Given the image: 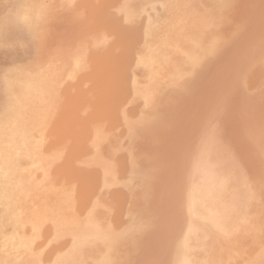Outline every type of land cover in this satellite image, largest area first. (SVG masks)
Returning <instances> with one entry per match:
<instances>
[{
	"label": "rangeland",
	"instance_id": "374dc122",
	"mask_svg": "<svg viewBox=\"0 0 264 264\" xmlns=\"http://www.w3.org/2000/svg\"><path fill=\"white\" fill-rule=\"evenodd\" d=\"M16 1L17 0H2V1L0 0V19L8 18L10 16L11 11L13 9V4ZM31 1L35 2V0H31ZM36 1H38V0H36ZM58 1L60 3H58ZM72 1L67 2V4H66L62 0H44L45 6L47 9H46L45 15L43 16L42 20L39 22L40 24H39L38 29L28 30V31H26L25 29H23V30H21V29H11V30L7 29V32H6V35L4 38L5 42L3 44H0V75H1V72L4 70V68L7 67V65L9 64L10 61L24 63L25 60L23 58H25V56L31 57L32 59L36 60L37 62H41L42 60H44L45 49L47 47L59 46V44H61L62 40L64 41V39H65V38H63L64 36H69V35L74 34L71 31H89V30L92 31V30L96 29L97 27L98 28L101 27V25L98 26V22L102 18H103V20L106 19V22H109V21H107L108 19L113 20L112 17L117 18L114 7L118 3L119 0H97V2H96V0H92L94 2H92L91 0H89V1L88 0H82V1L80 0L81 2L78 0H76V1L72 0ZM229 1H231V2H229ZM229 1L228 0H217V1L216 0L215 1L214 0H206V1H204V0H176L175 3H176L177 8H179L180 6L191 7L195 11L194 14L197 15L198 19H200V23H198L199 24L198 28L195 31H193L192 35H190V38L193 41L192 44L185 43L181 40L176 42L177 53L174 54V68H173V70H171L172 71L171 76L169 77L168 80H166L167 79L166 78L163 80V82L161 84H159V86L157 87V93H156L153 101H151L150 104L144 105V103L140 102V100L131 101L130 100L131 99L130 91H129V89L127 90V94H126L127 113L130 115L129 120L131 121V126H132V129L134 132V146H133L134 148L131 151H128L130 154V156L128 158H131L132 160L127 158L128 160L125 163V161H123L124 159H122V157H119V159L121 158L122 160L121 161L119 160V167L116 169V174H115L117 177L116 176L115 177H116L118 182H120L123 178L124 179L120 183L117 182L118 184L115 182L113 185H110V187L108 186V187L103 188L102 191L104 193L103 192L102 193H103L104 197L102 200V204L104 205L103 206L104 208L101 205L99 207L101 212L98 213L99 216L97 215V218H98L97 219V221H98L97 222V225H98L97 228H100V230H101V229H104L106 226L109 227L111 225L110 226L111 228L110 227L109 228L112 229V231L115 233L114 234V244L110 248L106 249L104 245L100 244L101 242L99 240H95L94 241L95 244L91 246L92 250L90 253L92 254V258H91V261L89 264H116V262L118 263L119 261H120L119 264H128L127 262L129 260H130L129 264H181L182 258L180 255V250L184 246V245L182 246V244H183L182 242L184 241V238H183L184 233L188 229L190 224L193 227V231H194L193 238L191 239V241H189L190 243H189V246L187 247V249H190L191 254H192L190 264H197V263L198 264H222V263L223 264H232L234 261L236 263L234 262L233 264H237V263L238 264H240V263L241 264H246V263L247 264H250V263L258 264V261H260L259 264H264L263 263L264 262V239H263V237H264V233H263L264 232V189H262V186H264L263 185L264 184V177H263L264 168H262V167H264V161H263L264 159H262V158H264V152H262L264 150V147H263L264 146V99H263L264 98V92H263V90H264V65H263L264 64L263 63L264 62V60H263L264 59V56H263L264 55V52H263L264 51V49H263L264 43H262L263 45H261V41L264 42V40H262V39H264V30H263V28H264V22H263L264 21V19H263L264 18V6H263L264 0H260V2H258L259 0L258 1L255 0L257 3L253 0L254 4H253L252 0H249L250 2L248 0H236V1L229 0ZM261 1H263V2H261ZM88 2H89V4H88ZM77 3H79V4H77ZM103 3L106 5L104 6ZM212 3H213V5H212ZM91 5H92V7H91ZM233 6H235V9H232V8H234ZM237 6H239V7H237ZM73 7L75 10L73 9ZM94 7L97 9L96 11H98V12L94 13L95 12ZM209 7H211L212 9L211 10L208 9ZM213 8H214V10H213ZM239 8H241V9H239ZM255 8H256V10H254ZM259 8H260V10H259ZM212 10H213V12H212ZM215 10L217 12H215ZM234 10H237V12H235ZM241 10H242V12H241ZM86 11H87V13H86ZM102 12H103V14H101ZM206 12H207V14H206ZM208 13L210 16L208 15ZM110 14H111V16H110ZM106 15H108V16H106ZM239 17L241 18V21H243L242 24H241ZM255 17H256V19H255ZM55 18H57V19H55ZM243 19H245V21ZM229 20H231V21H229ZM238 21H240L239 24L237 23ZM261 21H262L261 26L260 25L258 26V24ZM211 22H212V24H211ZM103 24L104 23H102V25ZM234 24H236V25H234ZM82 25H84V26L86 25V26L84 27ZM79 26H80V28H79ZM81 26H82V28H81ZM234 26L237 29L234 28ZM232 27H233V29H232ZM260 27H262V28H260ZM256 28L262 29V31H260V30L258 31ZM240 29H241V31H240ZM230 31H233V33ZM255 32H256V34H255ZM257 32H259V33H257ZM70 33H72V34H70ZM237 33H239V34H237ZM254 34H255V36H254ZM223 35H224V37H223ZM208 36H209V39H206V37L208 38ZM232 37H234V39L236 37L237 42H235L236 40H234V39L232 40L231 39ZM238 37H241V38H238ZM226 38H228L229 40ZM256 40H257V42H256ZM10 41L12 42L11 44H10ZM19 41H22L25 43L23 50L19 49L18 45L17 46L14 45L15 43H17ZM222 41L225 43H228L227 46H225L226 45L225 43L223 45H221ZM258 42L261 45V47H260V45H258ZM202 45L206 49H204ZM208 45L210 46V48ZM229 45H232V46H229ZM252 46H254V49L251 48ZM218 47H220L222 50H224V49L225 50L222 51ZM227 47H229V48H227ZM230 47H232V49ZM226 48H227V50H226ZM261 48H262V50H261ZM218 49L222 53L221 52L219 53ZM228 49H231L232 51L228 50ZM215 50L218 51V53H219L218 55L217 54L214 55L215 53H217V51H215ZM206 51H208V52H206ZM197 52L199 53V55H197L198 54ZM224 52H226V53H224ZM249 55H252V56H249ZM253 55H254V58H253ZM198 56H200V57H198ZM203 56H205L206 58H204ZM94 57H98L100 59L106 58V56L102 53H97L94 55ZM249 57L251 58L250 59L251 61H245V60H247V58L249 59ZM199 59H201V60H199ZM200 61H202V62H200ZM236 61H237V63L235 65ZM244 61L247 62L248 64H250V66L247 63H246L247 65H246ZM249 62H253V63L251 64ZM195 64H196V66H199V67L195 66L196 68L193 71L191 69V67L194 68ZM183 67H184V69H183ZM249 67H250V69H249ZM240 68H242V69H240ZM232 70H234V71H232ZM238 71H240V72H238ZM114 73L116 74V72L110 71L107 69H90V70L86 71L83 79H81V77L79 78L80 81H77L76 77H75L74 81H73V79L70 78L60 87L59 94H58V100H59L58 101V107H57L58 110H56V113H58V112L59 113H68L69 117H70V114H72V118L71 119L69 118V121H67V123L64 125L65 127L64 126L60 127L56 124V120H58V118H57V116H55L53 121L50 122L49 134L45 135L44 140L46 143L49 142L50 146H52V145H55V143L63 140L64 139L63 137H65L66 140L71 141L73 143L72 144L73 146H76V145L79 146V144L75 143L76 137H77L76 133L79 130L85 131V130L89 129L90 128L89 125H92L94 123V121H96V122L97 121H106V122L108 121V122H110V120H111V123L113 124L114 116L112 118H111V116L114 115L113 111L115 110V105L117 103L114 100L115 96H113V94L111 93L110 90H108L106 92L103 91V85H104V83H106V81L108 79H110L114 76ZM118 73H119V71H118ZM193 73H194V75H193ZM87 74H89V75H87ZM127 75H128V79H130L133 76V72L127 71ZM165 75H166V73L164 74V76ZM192 76H193V78H192ZM235 76H237V77L239 76V77L237 78ZM243 76H244V78H243ZM86 77H87V79H86ZM227 77H228V80H227ZM249 78H250V80H249ZM220 79H222V82L220 81V83H218ZM229 79H230V81H229ZM238 79H240V80L242 79V81H240L241 83L239 82V84H237ZM259 80H260V82H259ZM233 81H234V84H233ZM169 82L171 84H169ZM187 82L190 84H188ZM175 83L177 84V86ZM257 83H259V84H257ZM73 84H74V86H73ZM166 84H168V86H171V87H168ZM184 84H186V85L188 84V86L189 85L190 86L189 87L185 86L186 87L185 88ZM236 84L238 86H236ZM243 84L245 86H243ZM163 85H165V86L163 87ZM219 85H221V86H219ZM234 85L237 87L236 89H235ZM254 85L257 87H255ZM242 86H243V88H242ZM73 87L75 88V90H73L74 89ZM176 87H177V89H175ZM182 87H183V89H187L189 92L184 91L182 89ZM220 87H222V89ZM238 87H239V89H238ZM189 88H190V90H189ZM231 88H233L234 90L232 91ZM172 89H174V90H172ZM216 89H217V91H216ZM163 90H164V92H163ZM228 90L232 91V94L230 91H229V93H230L229 94L227 92ZM72 91H74L75 93ZM220 91H221V93H220ZM255 91H258L257 92L258 94L257 93L255 94L254 93ZM166 92H167V94H166ZM225 92H227V93H225ZM76 93H79V94H76ZM218 93H220V94H218ZM235 93H239V95L236 94V96L234 97ZM177 94H178V96L180 94V97L181 96L182 97L179 98L178 96H176ZM224 94L225 95L227 94L226 95V96H228L227 99L224 98V97H226V96H223ZM241 94L245 97L241 96ZM259 94H261V95H259ZM164 95H166V97ZM219 95H221V97ZM248 95H250L252 97L251 101L249 98L250 96H248ZM256 95H258L257 98H255ZM73 96H75V97H73ZM92 96H94V97H92ZM77 97L80 98V100ZM158 97H159V100L157 101ZM217 97L218 98L220 97L219 98L220 101L218 100ZM236 97H237V99H236ZM163 98L166 99L164 101V103H163ZM176 98H177V100L179 99L181 101L178 100V102L176 103V101H177ZM260 98H262V99H260ZM85 99L88 101H86ZM244 100H245V102H244ZM260 100H261V103L263 105L262 104L259 105ZM167 101L170 102L172 105L170 106V103H168ZM221 101H223V107L221 106L222 105ZM98 102H99V104H98ZM241 102L243 104H240ZM72 103H74V104H72ZM101 103L106 104L109 107V108H107L105 105V107L108 110H105L106 108ZM157 103L159 106H157ZM216 103H217V105H216ZM239 104L241 106H239ZM248 104H252V105L248 106ZM72 105H74V106H72ZM231 105H232V107H231ZM235 105L240 107V110L242 111V113L239 109H237L239 107H237ZM83 106H84V108H83ZM95 106L98 108V110H96ZM170 107H171V109H169ZM242 107H243V110H242ZM166 108L169 110V113H168ZM218 108H219V112L221 111L220 113L217 110ZM102 109H103V111H102ZM165 109L168 113L167 116L165 115L166 112H164ZM233 109H235V110L233 111ZM236 109H237V111H236ZM104 110L106 112H104ZM161 111H163V112H161ZM227 111L229 113H227ZM236 112H239L240 114L239 113L238 114L240 116L238 114H237L238 115L237 116ZM77 113H81V115L78 117ZM215 113L217 114V117H215L216 116ZM221 113H222V115H220ZM150 114H151V117H150ZM106 115H107V117H106ZM148 115H149V117H148ZM162 115H164V117ZM212 115H214L213 118L215 117L214 119L216 120L217 124L219 122L221 123L223 120L222 125L220 124V126H219V124H218V126H216L217 124L215 125V122H214L215 120L213 118L211 119ZM224 115L225 116L227 115V116L225 117ZM235 115H236V117H235ZM96 116L98 117L99 120L96 119L97 118ZM160 116H162V117H160ZM207 116L209 117V120H208ZM88 117L92 118V120L90 118L88 119ZM223 117H225V119H227V120H225ZM107 118H108V120H107ZM152 118H155V119H152ZM217 118L220 120L218 121ZM230 118H232V120ZM79 119L81 120L82 123H80ZM151 119H152V121H151ZM203 120H205V121H203ZM85 122H87V123H85ZM205 122H207V123H205ZM151 123H153V124H151ZM158 123H159V125H158ZM227 123H228V125H227ZM239 123H241V125ZM82 124H83V126H82ZM211 124H213L214 127H213V130L210 131V129H212ZM204 125H205V128H203ZM76 126H77V128H76ZM148 126H149V128H148ZM166 126H168V127L171 126V127H169L171 129H169ZM221 126H222V128H220ZM53 127H55V128H53ZM145 127H147L148 129H146ZM153 127H156V129ZM158 127L163 129V131L165 133L161 129H159ZM172 127H173V129H175L174 131H173ZM81 128H83V129H81ZM144 128H145V130H143ZM157 128H158V130H157ZM254 129H255V131L253 132ZM64 130H68V131H65L66 133L63 134ZM148 130H150L151 132ZM155 130H157V132ZM199 130H200V132H199ZM222 130H223V132H222ZM69 131H70V133H69ZM168 131H170L171 133L169 134ZM207 131H208V133H207ZM74 132H76V133H74ZM217 132H218V134H217ZM195 133L198 136L195 135ZM211 133L212 134L214 133V134L212 135ZM256 133H257V135H256ZM70 134H72V136H70ZM75 134H76V136H75ZM233 134H234V136H233ZM166 135H169V136H166ZM206 135L207 136L211 135V136L207 137ZM216 135H218V136H216ZM145 136H149V137H145ZM191 136H193V137H191ZM203 136L205 138H203ZM57 137H58V139H57ZM190 137H191V139H189ZM223 137H224V139H223ZM225 137L227 138V140ZM246 137H249V140H247L248 138H246ZM261 137L263 139H260ZM231 138H233V139H231ZM143 139H144V141H143ZM231 140H233V141H231ZM261 140H262V142H261ZM198 141H199V143H198ZM151 142H152V144H151ZM230 142H232V143H230ZM154 143L156 146L154 145ZM202 143H203V145H202ZM232 144L235 147L232 146V148H230ZM255 144L259 148L255 147ZM44 145H46V144H44ZM138 145H140L141 147ZM160 145H161V147H160ZM152 146L157 148V149H155V148L152 149L153 152L156 151V153H155L156 155H154V154L151 155L153 153L152 151H150ZM190 146H192L193 150L190 148ZM246 146H248L247 147L248 149L246 148ZM239 147H241L240 149H242V150H240ZM229 148L231 151H233V150L235 151L236 149L237 150L235 152H231L229 150ZM198 149L200 151H198ZM202 149H203V151H202ZM44 150L45 151L42 150V153H44V154H49V153H55L56 154L54 156V158L51 159L50 165H48L47 170L45 171V174L46 173L49 174L52 179L56 178V175H57V178L61 177L60 178L61 184L59 183L58 185H62V184L66 183V185L68 186L69 184H74V183L76 184V182H77V184H79L80 174H84V173L81 171L77 172V170L74 172L73 169H75L74 164H76V162H78V159H76L77 158L76 154L78 152H81L84 150L73 148L70 151H66V153H65V151H60V150L54 151L53 149H47V148H44ZM205 150H206V152H204ZM228 150H229V152H228ZM247 151H248V153H247ZM203 152L206 155L210 156L211 166L218 168V180L220 181L221 184H223L227 188L228 191L229 190L231 191L230 192L231 194H234L239 190L241 191L242 189H245V187H247L246 190L248 192V195H250V197H251L249 200V207L247 208L248 216L247 217L244 216V217L238 219L237 222L233 225L234 227L232 226L229 230L224 229V228L222 229L221 226H219L213 222H210L208 220H203L202 222L197 221L196 223L193 221V223H192V221L188 217L187 213L184 211L185 210L184 209L185 204H184V199L182 200V198H184L185 186L187 185V183H185V181L188 182V178L190 177L188 175H191V173H193V171H194L193 167L195 166L194 164H196V162H198L200 155H202V156L204 155ZM190 153H193V154H190ZM197 153H198V155H197ZM242 153H244V154H242ZM60 154H62V156ZM237 154L239 155V159H238ZM145 155L147 156V158ZM138 156H140V157L137 158ZM141 156H143L144 159ZM230 156H232V158ZM179 157H181V160ZM192 157H195V158H193L194 161H193ZM228 158H230V159H228ZM69 159H71V160H69ZM188 159L191 160L192 162L189 161ZM250 159L252 161H250ZM67 160H69V161H67ZM133 160H134V162H133ZM195 160H196V162H195ZM227 160L228 161L230 160V162H228ZM239 160L241 162H239ZM247 160H248V162H245ZM136 161L138 162V164L135 163ZM184 161H186V162H184ZM146 162H147V164H146ZM242 162H244V164ZM152 163H154V164H152ZM227 163L228 164L232 163V164L228 165ZM254 163H255V165H254ZM139 164H141V165H139ZM134 165L137 168H140V169L142 167L143 168H142V170L138 169V172L136 173L137 169ZM138 165L140 167H138ZM144 165L146 167H144ZM155 165H156V167H155ZM180 165H182V166H180ZM223 165H224V167H223ZM244 165L245 166L247 165V166L245 167ZM128 166L130 168H128ZM188 166H190L191 168ZM231 166H233V167H231ZM239 166H240V168H239ZM259 166H261V167H259ZM181 167H182V170H181ZM226 167H227V169H226ZM184 168H186V170ZM153 169H155V171ZM189 169H192V170H190V172H189ZM254 169H256V170H254ZM260 169H262V170H260ZM68 170H69V172H68ZM128 170H130V171H128ZM133 170H135V172H133ZM233 170H235V171H233ZM246 170H247V172H245ZM249 170L253 173H251ZM139 171H141V174H143V175H141ZM241 171H243V172H241ZM56 172H58V173H56ZM179 172H180V174H179ZM35 173H41V170L37 169V172L35 170ZM135 173H136V175H134ZM146 173H148V174L146 175ZM185 173H186V175H185ZM72 174H74V180L73 181L70 178V175H72ZM75 174H77V175H75ZM151 174H152V176H154V177L156 176V177L151 178L150 177ZM62 175H63V177H62ZM144 175H146V176H144ZM183 175H184V177H183ZM244 176H245V178H244ZM250 176H253V177L250 178ZM121 177H122V179H121ZM143 177H144V179H143ZM145 177H146V179L151 178L152 181H150L151 179L149 181L148 180L146 181ZM230 177L235 181H233ZM125 178L126 179L130 178L129 179L130 183L128 180L126 181ZM236 178H238L239 180ZM242 178H244V179H242ZM64 179H66V181H68L70 179L69 180L70 183L65 182ZM133 179H135V180H133ZM258 179H260L259 180L260 182L258 181ZM153 180H156L157 183H156V181H153ZM243 180L244 181L246 180V181L243 182ZM231 181L233 183H231ZM249 181H250L251 185L249 184ZM150 182L152 185H148V183L150 184ZM137 183L140 185H138ZM141 183L144 184V186L146 188L145 190H144V186ZM174 183L179 185L178 189L181 190V194L178 193V192H180V190L176 191L177 189H175L174 186H177V185H175ZM130 184H133V185L130 186ZM124 185L127 189L124 187ZM147 185H148V187H147ZM172 185H174V186H172ZM140 186H141V188H143V190H144V191L142 190L143 192L141 191ZM237 186L238 187L240 186V187L238 188ZM132 187H134V188H132ZM149 187H152V189ZM172 187H174V188H172ZM248 187H250L251 189ZM133 189L136 192L138 190V192L136 194H134L135 192L133 191ZM248 189H249V191H248ZM147 190L150 192V194H149V192H147ZM153 190H155V191H153ZM159 190L162 192L160 193ZM129 191L132 194H130ZM140 191H141V193H140ZM259 191H260V193H259ZM147 193H148V195H147ZM166 193H168V197L166 196L167 195ZM172 193H174V194H172ZM183 193H184V195H183ZM155 195H156V198H155ZM172 195L174 198L172 197ZM78 197H79V200H77L78 198L76 197L77 198L76 199L77 204H79V205L81 204L80 206H85L87 200L84 199V197L82 198L79 195H78ZM243 197H245V196H243ZM173 199H174V201H173ZM181 200H182V203H180ZM165 202L167 204L164 206ZM146 204L148 206H151V207L146 206ZM168 206H170V209ZM178 206H179V208H178ZM109 207L110 208L112 207L111 208L112 210ZM171 207L173 208L174 212L176 211V214L173 213V210L171 209ZM152 208H153V210H152ZM162 208H163V211H162ZM178 209H180V210H178ZM118 210L121 212H119ZM260 211H261V213H259ZM174 214H175V216H174ZM257 215H262V216H257ZM107 216L109 219H107ZM136 216H138V217H136ZM171 217H172V219H171ZM247 218H248V220H247ZM241 219H243V220H241ZM256 219L259 220L260 224L257 222L258 220H256ZM146 220H148L149 222H146ZM171 220H173V223L171 222ZM253 220H254V222H253ZM255 220L258 224L255 222ZM136 222H138L139 224H136ZM153 222H155V223H153ZM165 222H167V223H165ZM170 222H171L172 226H175V228L174 227L172 228ZM175 222H177V223H175ZM198 222H199V225H198ZM147 223H148V225H147ZM255 223L257 224V226ZM236 224L238 227L236 226ZM244 224L247 226V228ZM121 225L122 226L124 225L125 227L124 226L121 227ZM139 225H141V226H139ZM182 225H184L183 226L184 229L181 228ZM203 225H205V226L207 225L210 230H208L207 226L204 227ZM99 226H103V227H99ZM143 226H144V228H143ZM42 228H43V230H42ZM121 228H122V230H121ZM138 228H139V230H138ZM205 228H207V229H205ZM254 228H257L258 231L256 229H255L256 231H254ZM174 229H176V230H174ZM119 230L121 231L122 234L121 233L119 234V232H120ZM167 230H168V232H167ZM207 230H208V232H207ZM244 230H246V231H244ZM247 230L249 232H247ZM134 231L136 234L134 233ZM243 231L245 233H243ZM251 231H253V232L251 233ZM42 232H44V234L46 233L44 225H40V227L37 226L36 230L32 233V236L38 237V239L44 238L45 235ZM143 232L144 233L146 232V233L144 234ZM159 232L161 233V235ZM223 232H224V235H223ZM237 232L241 233L242 235H240ZM116 233L120 236L118 237V235ZM174 233L176 235H174ZM219 233H221V234H219ZM246 233H248V234H246ZM249 233H250V235H249ZM128 234H130V235L128 236ZM143 234H144V236H143ZM234 234H236V235L234 237H232ZM251 234L254 237H251L252 236ZM115 235H117V236H115ZM139 235H140V237H139ZM173 235H174V237H173ZM243 236H246L245 237L246 240ZM134 237L136 238V240H139V241H135ZM142 237H144V238H142ZM146 237L148 240L146 239ZM148 237H150V239ZM152 237L155 239L154 241H153ZM116 239L119 241H117ZM140 239H141V241H140ZM226 239H228V240H226ZM149 240H151V241H149ZM123 241H124V244H123ZM175 241L177 243L178 242L179 243L177 244ZM247 241H249V242L247 243ZM131 242H133V243H131ZM135 242L137 244H134ZM143 242H146L145 244H147L148 246L143 244ZM215 242H217L216 243L217 245L215 244ZM119 243H121L120 244L121 247L119 246ZM138 243H140V245ZM226 243H228L227 246H226ZM158 244H159V246H158ZM161 244H162V246H161ZM130 245H131V247H130ZM154 245H156V246H154ZM215 245L218 247V250H217V247ZM248 245L251 248V250L248 247ZM40 246H38L39 248L38 247L37 248L41 251V255H43L42 257L44 259H46V257L49 254V251L47 249L48 247H46L44 245H40ZM103 246H104V248H103ZM173 246H174V248H173ZM206 246H208V248H206ZM140 247H142V248H140ZM150 248L152 250H150ZM167 248H169V250ZM154 249L158 250V251H155ZM159 249H160V251H159ZM140 250H142V251H140ZM148 250H150V251H148ZM166 250H168V251L166 252ZM207 250H208V252H206ZM138 251H140V252H138ZM162 251H164V252H162ZM211 251H212V253H211ZM242 251H243V253H242ZM261 251H263V252H261ZM104 252H106L108 254H106V256H105ZM109 252L111 254H109ZM118 252H119V254H118ZM125 252H127V253H125ZM144 252H145V255H143ZM146 252L148 254H146ZM96 253H97V255H96ZM124 253H125V255H124ZM215 253L217 256H215ZM244 253H246V255ZM136 254H139V255H136ZM140 254L143 256H141ZM108 255H109L110 259H108L109 258V257H107ZM121 255H123L124 261H123V257H121ZM152 255H154V257ZM226 255L227 256L230 255V256L227 257ZM231 255H233V256H231ZM251 255H253V256H251ZM136 256H138V257H136ZM218 256L220 257V259L221 258L222 259L220 260ZM243 256H245V257H243ZM143 257H145L146 259ZM165 257L166 258L168 257V258L166 259ZM232 257L233 258L235 257V258L233 259ZM135 258H137V259L135 260ZM142 258H143V260L145 259V261H141ZM193 258H195V259H193ZM21 259L22 258L19 256L16 259V262L17 263L20 262L19 260H21ZM126 259H127V261H126ZM243 259H245L247 262L243 261ZM169 260H170V262H169ZM248 260H249V262H248ZM218 261H219V263H218ZM242 262H244V263H242Z\"/></svg>",
	"mask_w": 264,
	"mask_h": 264
},
{
	"label": "bare ground",
	"instance_id": "6f19581e",
	"mask_svg": "<svg viewBox=\"0 0 264 264\" xmlns=\"http://www.w3.org/2000/svg\"><path fill=\"white\" fill-rule=\"evenodd\" d=\"M2 1V0H1ZM64 3H66L67 4V2H70V1H72V0H62ZM76 1V0H75ZM78 1H80V0H78ZM82 1V0H81ZM80 1V2H81ZM89 1V0H88ZM92 1V0H91ZM204 1H206V0H204ZM215 1V0H214ZM217 1V0H216ZM229 1V0H228ZM234 1H236V0H234ZM249 1V0H248ZM253 1V0H252ZM255 1V0H254ZM254 1H253V4H254ZM258 1V0H257ZM73 2V1H72ZM92 2H94V1H92ZM96 2H97V0H96ZM106 2V1H105ZM115 2V1H114ZM138 2V1H137ZM229 2H231V1H229ZM228 2V3H229ZM250 2V1H249ZM256 2V1H255ZM258 2H260V0L258 1ZM261 2H263V1H261ZM58 3H60L59 1H58ZM164 1H161L159 4H160V6L161 5H163L164 6ZM210 3V2H209ZM241 3V2H240ZM245 3V2H244ZM257 3V2H256ZM77 4H79V3H77ZM88 4H89V2H88ZM158 4V3H157ZM206 4V3H205ZM260 4V3H259ZM103 5L105 6L106 4H104L103 3ZM110 5V4H109ZM182 5V4H181ZM212 5H213V3H212ZM245 5V4H244ZM71 6V5H70ZM69 6V7H70ZM78 6V5H77ZM82 6V5H81ZM86 6V5H85ZM210 6V5H209ZM220 6V5H219ZM253 6V5H252ZM257 6V5H256ZM264 6V5H263ZM91 7H92V5H91ZM90 7V8H91ZM228 7V6H227ZM234 8H232V9H235V6H233ZM237 7H239V6H237ZM251 7V6H250ZM259 7V6H258ZM71 8V7H70ZM85 8V7H84ZM107 8V7H106ZM205 8V7H204ZM230 8V7H229ZM242 8V7H241ZM241 8H239V9H241ZM245 8V7H244ZM46 6H45V2H44V0H38V1H36L35 0V2H33V1H31V0H17L14 4H13V9H12V11H11V14H10V16L8 17V18H2V19H0V44H3L4 42H5V40H4V38H5V35H6V32H7V29H9V30H11V29H21V30H23V29H25L26 31H28V30H35V29H38V27H39V22L42 20V18H43V16L45 15V12H46ZM61 9V8H60ZM63 9V8H62ZM73 9H74V7H73ZM86 9V8H85ZM92 9V8H91ZM94 9H95V12L94 13H96V12H98V11H96L97 9L94 7ZM208 9H212L211 7H209ZM207 9V10H208ZM216 9V8H215ZM70 10V9H69ZM75 10V9H74ZM105 10V9H104ZM176 10V9H175ZM213 10H214V8H213ZM213 10H212V12H213ZM245 10V9H244ZM254 10H256V8L254 9ZM259 10H260V8H259ZM112 11V10H111ZM110 11V12H111ZM151 11V10H150ZM201 11V10H200ZM235 12H237V10H234ZM240 11V10H239ZM247 11V10H246ZM258 11V10H257ZM125 12H127V10H125ZM152 12H153V10H152ZM160 10H158L157 9V11H156V13H155V18L153 17V18H151V19H149V21H148V23H147V25H145L144 27H143V29H142V33L141 32H139V33H141V36H142V34H143V40H142V44H143V46L147 49V51L145 52V53H143V55L141 56V61L142 62H144L143 64H145V67H147L148 68V76H147V80L146 81H144V83H145V85H150V84H156V83H158V82H160V78L162 77V66H163V64H170V63H172L173 62V60H174V57H173V55L174 54H176L177 53V48H176V42H178V41H183V42H185V43H188V44H192V39L190 38V35H192L193 34V29L192 28H190V27H187V26H183L182 27V29L181 30H176L175 32H174V36L172 35V31H171V29L173 30V29H175L178 25H180V18H177V19H174V20H172L171 22H169L168 24H166L163 28H161V26H160V23H159V21L157 20V15H159L160 14ZM215 12H217L216 10H215ZM241 12H242V10H241ZM252 12V11H251ZM256 12V11H255ZM61 13V12H60ZM73 13V12H72ZM86 13H87V11H86ZM109 13V12H108ZM119 13V12H118ZM151 13V12H150ZM219 13V12H218ZM247 13V12H246ZM260 13V12H259ZM98 14V13H97ZM101 14H103V12L101 13ZM112 14V13H111ZM111 14H110V16H111ZM126 14V13H125ZM206 14H207V12H206ZM212 14V13H211ZM254 14V13H253ZM68 15V14H67ZM87 15V14H86ZM123 15V14H122ZM122 15H121V17L120 18H123L122 17ZM208 15H209V13H208ZM236 15V14H235ZM246 15V14H245ZM255 15V14H254ZM58 16V15H57ZM88 16V15H87ZM98 16V15H97ZM106 16H108V15H106ZM109 16V17H110ZM117 16V15H116ZM210 16V15H209ZM239 16V15H238ZM250 16V15H249ZM253 16V15H252ZM258 16V15H257ZM71 17V16H70ZM103 17V16H102ZM118 17H119V15H118ZM142 17H144L143 15H142ZM214 17V16H213ZM222 17V16H221ZM244 17V16H243ZM242 17V18H243ZM246 17V16H245ZM251 17V16H250ZM91 18V17H90ZM113 19H115L114 17H112ZM212 18V17H211ZM240 18V17H239ZM248 18V17H247ZM51 19V18H50ZM55 19H57V18H55ZM72 19V18H71ZM70 19V20H71ZM92 19V18H91ZM141 19V18H140ZM255 19H256V17H255ZM264 19V18H263ZM52 20V19H51ZM111 19H108L107 21H110ZM244 21H245V19H243ZM119 21V20H118ZM120 21H122V19L120 20ZM141 21H143V20H141ZM207 21V20H206ZM229 21H231V20H229ZM236 21V20H235ZM240 21H241V18H240ZM240 21H238L237 23L239 24V22ZM115 22V21H114ZM123 22V21H122ZM208 22V21H207ZM213 22V21H212ZM212 22H211V24H212ZM264 22V21H263ZM102 23H104V25H105V23H106V19L105 20H103V18L101 19V20H99V22H98V26L99 25H102ZM124 23V22H123ZM216 23V22H215ZM234 23V22H233ZM236 23V24H237ZM243 23V21H241V24ZM259 23V22H258ZM91 24V23H90ZM110 24V23H109ZM115 24V23H114ZM117 24V23H116ZM236 24H234V25H236ZM261 24H262V21L258 24V26L260 25L261 26ZM103 25V30H105L106 28H109V26L108 27H106L105 28V26ZM143 25V24H142ZM82 26H84V25H82ZM82 26H81V28H82ZM86 26V25H85ZM84 26V27H85ZM118 26V25H117ZM140 26V25H139ZM121 27V26H120ZM127 27V26H126ZM126 27H125V29H126ZM129 27H130V25H129ZM128 27V28H129ZM212 27V26H211ZM79 28H80V26H79ZM100 28V27H99ZM111 28V27H110ZM135 28V27H134ZM188 28V29H187ZM207 28V27H206ZM205 28V29H206ZM234 28H236L235 26H234ZM260 28H262V27H260ZM130 29V28H129ZM139 29V28H138ZM232 29H233V27H232ZM237 29V28H236ZM242 29V28H241ZM241 29H240V31H241ZM258 31L260 30V31H262V29H258V28H256ZM255 29V30H256ZM128 30V29H127ZM140 30V29H139ZM222 30V29H221ZM263 30H264V28H263ZM141 31V30H140ZM171 31V32H170ZM131 32V31H130ZM217 32V31H216ZM230 32H232L233 33V31H230ZM229 32V33H230ZM134 33V32H133ZM231 33V34H232ZM257 33H259V32H257ZM131 34V33H130ZM137 34V33H136ZM237 34H239V33H237ZM236 34V35H237ZM255 34H256V32H255ZM255 34H254V36H255ZM140 35V34H139ZM199 35V34H198ZM230 35V34H229ZM235 35V36H236ZM241 35V34H240ZM259 35V34H258ZM261 35V34H260ZM123 36V35H122ZM140 36V37H141ZM203 36V35H202ZM252 36V35H251ZM263 36V35H262ZM134 37V36H133ZM138 37V36H137ZM139 37V38H140ZM204 37V36H203ZM223 37H224V35H223ZM229 37V36H228ZM139 38H137V39H139ZM197 38V37H196ZM238 38H241V37H238ZM246 38V37H245ZM257 38V37H256ZM255 38V39H256ZM135 39V38H134ZM133 38H132V40H134ZM178 39H180V40H178ZM206 39H209V36H208V38L206 37ZM226 39H228V38H226ZM225 39V40H226ZM232 40L234 39V37H232L231 38ZM237 38L235 37V39L234 40H236ZM247 39V38H246ZM260 39V38H259ZM229 40V39H228ZM231 40V41H232ZM262 40H264V39H262ZM139 41V40H138ZM137 41V42H138ZM224 41V40H223ZM222 41V43H221V45H223L225 42H223ZM246 41V40H245ZM126 42V41H125ZM132 42V41H131ZM136 42V41H135ZM141 42V41H140ZM233 42V41H232ZM235 42H237V40L235 41ZM240 42V41H239ZM255 42V41H254ZM256 42H257V40H256ZM12 42L10 41V44H11ZM14 43V42H13ZM118 42H116V44H117ZM130 43V42H129ZM219 43V44H220ZM234 43V42H233ZM232 43V44H233ZM262 43H264V42H262L261 41V45H263ZM132 44V43H131ZM134 44V43H133ZM136 44V43H135ZM165 45V47H166V52H165V54H160V46L161 45ZM205 44V43H204ZM226 45L225 46H227V44L228 43H225ZM14 45H18V47H19V49H24V45H25V43L24 42H22V41H19V42H17V43H15ZM127 45V44H126ZM246 45V44H245ZM257 45V44H256ZM258 45H260L259 44V42H258ZM261 45H260V47H261ZM108 46V45H107ZM130 46V45H129ZM203 46V45H202ZM206 46V45H205ZM209 46V45H208ZM229 46H232V45H229ZM250 46V45H249ZM100 47V46H99ZM207 47V46H206ZM222 47V46H221ZM224 47V46H223ZM113 48V47H112ZM163 48V47H162ZM203 48L204 49H206L204 46H203ZM209 48H210V46H209ZM218 48H220V47H218ZM227 48H229V47H227ZM227 48H226V50H227ZM231 49H232V47H230ZM246 48V47H245ZM252 49H254V46H252L251 47ZM263 48V47H262ZM262 48H261V50H262ZM128 49V48H127ZM185 49V48H184ZM215 49V48H214ZM221 49V48H220ZM231 49H228V50H231ZM264 49V48H263ZM96 50V49H95ZM129 50V49H128ZM134 50V49H133ZM169 50H171V51H169ZM222 50V49H221ZM225 50V49H224ZM224 50H222V51H224ZM237 50V49H236ZM251 50V49H250ZM97 51V50H96ZM201 51V50H200ZM199 51V52H200ZM215 51H217V50H215ZM218 51H219V53L221 52L219 49H218ZM218 51H217V53H215L214 55H218L219 53H218ZM232 51V50H231ZM248 51V50H247ZM24 52V51H23ZM206 52H208V51H206ZM251 52V51H250ZM258 52V51H257ZM264 52V51H263ZM42 53V52H41ZM198 53V52H197ZM222 53V52H221ZM224 53H226V52H224ZM228 53V52H227ZM235 53V52H234ZM238 53V52H237ZM252 53V52H251ZM135 54V53H134ZM134 54H133V56H134ZM207 54V53H206ZM257 54V53H256ZM255 54V55H256ZM197 55H199V53L197 54ZM201 55V54H200ZM208 55V54H207ZM228 55V54H227ZM12 56V55H11ZM41 56V55H40ZM206 56V55H205ZM205 56H203L204 58H206ZM249 56H252V55H249ZM264 56V55H263ZM262 56V57H263ZM197 57V56H196ZM198 57H200V56H198ZM213 57V56H212ZM130 58V57H129ZM208 58V57H207ZM210 58V57H209ZM237 58V57H236ZM244 58V57H243ZM253 58H254V55H253ZM258 58V57H257ZM15 59V58H14ZM25 61H24V63H22V62H14V61H10L9 62V64L7 65V67L6 68H4V70L1 72V75H0V264H15V261H16V259L19 257V256H21L23 253H25V254H30L32 257H33V259H34V262H37L38 261V256H39V253H40V251H39V247H38V244L36 245L38 248L36 249V250H32L31 248L32 247H30V245H31V240H30V237H31V234L36 230V227H37V221H38V215H25L24 214V211H26V209H27V207H29V206H33V207H38V205L42 202V201H44V202H46L47 204L46 205H51L50 207H46V212H47V214L45 215V217H49V216H52L53 217V219H54V221H55V223H56V228H57V230L55 231V235L57 236V237H63V236H69V237H71L72 238V244H71V246L69 247V248H67L66 250H63L61 253H59V254H56L54 257H53V259L51 260V262H49V263H47V264H85V260H84V257H85V253H84V251H83V249H84V246H85V244H87V246H89L88 244H90V243H87V242H89V241H95V240H99L101 243L100 244H102V245H104L105 246V248L106 249H108V248H110L111 246H113V244H114V232L112 231V229H110L111 227V225L108 227V226H106L104 229H101L100 230V228H97L98 227V225H97V223L96 222H90L89 224H87L86 226L85 225H79V224H76L75 225V227H77V229H73L72 227L74 226L73 224H72V220L70 219V216H69V214H68V210H67V208H69V205H70V198H69V196L67 195V193H57V196L55 197V199H53V200H49L48 198H49V195H50V193H53V192H56V189L58 188V189H61V191L63 190V187L62 186H51V185H47V184H45L44 183V174H45V171H46V169H44V166L47 164V161H48V159H49V156L47 155V154H44V153H42V151L40 150V142L42 141V138H43V134H44V129H45V126L48 124V123H50L51 121H53V119H54V117L55 116H57V118H58V120H56V124L58 125V126H60V127H63L66 123H67V121H69V118L71 119L72 118V114H70V117H69V115H68V113H56V110H58L57 109V107H58V93H57V87L58 86H60V84L62 85V84H64L68 79H70L71 77H72V75L74 74V72L78 69V67H79V62H80V60L77 58V57H75V58H73L72 59V61H70V63L68 62V63H63V62H61V61H57V60H55V59H44V60H42L41 62H37L36 60H34V59H32L31 57H28V56H25V58H23ZM197 59V58H196ZM251 58L249 57V59L247 58V60H245V61H251L250 60ZM125 60V59H124ZM199 60H201V59H199ZM256 60V59H255ZM264 60V59H263ZM131 61V60H130ZM198 61V60H197ZM244 61V62H245ZM132 62V61H131ZM200 62H202V61H200ZM256 62V61H255ZM263 62V61H262ZM261 62V63H262ZM3 63V62H2ZM125 63V62H124ZM236 63H237V61L235 62V65H236ZM247 62H245V64H246ZM249 63H253V62H249ZM259 63V62H258ZM264 63V62H263ZM7 64V63H6ZM200 64V63H199ZM248 64V63H247ZM246 64V65H247ZM256 64V63H255ZM260 64V63H259ZM249 66H250V64H248ZM264 65V64H263ZM90 66V65H89ZM127 66V65H126ZM173 66H174V62H173ZM196 64L194 65V68H192L191 67V69L194 71L195 70V68L196 67H199V66H196ZM238 66V65H237ZM241 66V65H240ZM244 66V65H243ZM230 67V66H229ZM183 69H184V67H183ZM240 69H242V68H240ZM249 69H250V67H249ZM83 71V70H82ZM178 71V70H177ZM232 71H234V70H232ZM253 71V70H252ZM126 72V71H125ZM134 72V71H133ZM238 72H240V71H238ZM237 72V73H238ZM88 73V72H87ZM123 73V72H122ZM235 73V72H234ZM84 74V73H83ZM90 74V73H89ZM89 74H87V75H89ZM124 74V73H123ZM230 74V73H229ZM193 75H194V73H193ZM233 75V74H232ZM237 75V74H236ZM248 75V74H247ZM168 76H170V74H168ZM188 76V75H187ZM220 76V75H219ZM189 77V76H188ZM232 77V76H231ZM235 77H237V76H235ZM239 77V76H238ZM237 77V78H238ZM73 78V77H72ZM123 78V77H122ZM192 78H193V76H192ZM236 78V79H237ZM243 78H244V76H243ZM82 79H83V77H82ZM86 79H87V77H86ZM103 79V78H102ZM171 79V78H170ZM190 79V78H189ZM223 79V78H222ZM222 79H220L219 80V82L218 83H220V81L222 82ZM261 79V78H260ZM227 80H228V77H227ZM249 80H250V78H249ZM262 80V79H261ZM71 81V80H70ZM229 81H230V79H229ZM240 81H242V79L240 80V79H238V83L237 84H239V82ZM263 81V80H262ZM261 81V82H262ZM91 82V81H90ZM189 82V81H188ZM187 82V83H188ZM254 82V81H253ZM259 82H260V80H259ZM75 83V82H74ZM131 83H132V86L134 87L135 86V84L137 83V77H136V74H134L133 76H132V78H131ZM165 83V82H164ZM224 83V82H223ZM241 83V82H240ZM249 83V82H248ZM72 84V83H71ZM91 84V83H90ZM169 84H171L170 82H169ZM176 84V83H175ZM181 84V83H180ZM188 84H190V83H188ZM188 84L186 85V84H184V87L185 86H188ZM233 84H234V81H233ZM236 84V86H238ZM257 84H259V83H257ZM127 85V84H126ZM167 86H168V84H166ZM182 85V84H181ZM73 86H74V84H73ZM76 86V85H75ZM88 86V85H87ZM162 86V85H161ZM165 85H163V87H164ZM166 86V87H167ZM173 86V85H172ZM176 86H177V84H176ZM180 86V85H179ZM190 86V85H189ZM188 86V87H189ZM219 86H221V85H219ZM235 86V85H234ZM235 86V89L237 88ZM243 86H245L244 84H243ZM243 86H242V88H243ZM255 86V85H254ZM89 87V86H88ZM162 87V88H163ZM168 87H171V86H168ZM218 87V86H217ZM216 87V88H217ZM240 87V86H239ZM239 87H238V89H239ZM255 87H257V86H255ZM74 88V87H73ZM144 88H146L147 90H149L148 89V87L146 86V87H144ZM186 88V87H185ZM221 89H222V87H220ZM234 88V87H233ZM233 88H231V90L233 91L234 89ZM241 88V89H242ZM102 89V88H101ZM175 89H177V87L175 88ZM182 89H183V87H182ZM73 90H75V88L73 89ZM172 90H174V89H172ZM171 90V91H172ZM184 91H187V92H189L187 89H183ZM189 90H190V88H189ZM226 90V89H225ZM216 91H217V89H216ZM224 91V90H223ZM229 91L230 90H228L227 92L229 93ZM232 91H230L231 92V94H232ZM243 91V90H242ZM64 92V91H63ZM72 92H74V91H72ZM71 92V93H72ZM77 92V91H76ZM79 92V91H78ZM163 92H164V90H163ZM169 92V91H168ZM177 92V91H176ZM186 92V93H187ZM227 92H225V93H227ZM238 92V91H237ZM245 92V91H244ZM248 92V91H247ZM258 91H255L254 93L256 94ZM263 92H264V90H263ZM75 93V92H74ZM120 93V92H119ZM118 93V94H119ZM173 93V92H172ZM185 93V94H186ZM220 93H221V91H220ZM220 93H218V94H220ZM242 93V92H241ZM253 93V94H254ZM260 93V92H259ZM76 94H79V93H76ZM101 94V93H100ZM166 94H167V92H166ZM230 94V93H229ZM236 94L237 95H239V93H235V95H234V97L236 96ZM244 94V93H243ZM258 94V93H257ZM81 95V94H80ZM227 95V94H226ZM225 94L223 95V96H226ZM245 95V94H244ZM251 95V94H250ZM250 95H248V96H250ZM259 95H261V94H259ZM165 97H166V95H164ZM176 96H178V94L176 95ZM220 97H221V95H219ZM222 96V97H223ZM241 96H243L242 94H241ZM252 96V95H251ZM249 97L250 98V101H251V98L252 97ZM257 96L258 95H256V97L255 98H257ZM263 96V95H262ZM64 97V96H63ZM73 97H75V96H73ZM92 97H94V96H92ZM179 98H181L180 97V94H179V96H178ZM219 97V98H220ZM227 97L228 96H226V97H224L225 99H227ZM238 97V96H237ZM237 97H236V99H237ZM243 97H245V96H243ZM242 97V98H243ZM65 98V97H64ZM78 98V97H77ZM109 98V97H108ZM218 98V97H217ZM219 98H218V100H219ZM254 98V99H255ZM263 98V97H262ZM262 98H260V99H262ZM72 99V98H71ZM79 100H80V98H78ZM168 99V98H167ZM223 99V98H222ZM235 99V100H236ZM264 99V98H263ZM86 100V99H85ZM140 100V99H139ZM159 100V97H158V99H157V101ZM166 99H164L163 98V103H164V101H165ZM176 100H177V98H176ZM179 100V99H178ZM178 100L176 101V103L178 102ZM217 100V101H218ZM231 100V99H230ZM229 100V101H230ZM239 100V99H238ZM86 101H88V100H86ZM96 101V100H95ZM179 101H181V100H179ZM220 101V100H219ZM225 101V100H224ZM247 101V100H246ZM254 101V100H253ZM257 101V100H256ZM255 101V102H256ZM263 101V100H262ZM115 102H116V100H115ZM120 102V101H119ZM141 102V101H140ZM168 102V101H167ZM166 102V103H167ZM222 102V107H223V101H221ZM239 102V101H238ZM244 102H245V100H244ZM249 102V101H248ZM258 102V101H257ZM260 103H259V105L260 104H262L261 103V100L259 101ZM93 103V102H92ZM121 103V102H120ZM119 103V104H120ZM168 103H170V102H168ZM220 103V102H219ZM250 103V102H249ZM61 104V103H60ZM72 104H74V103H72ZM98 104H99V102H98ZM101 104H103L104 105V107H105V105L106 104H104V103H101ZM115 104V103H114ZM137 104V103H136ZM231 104V103H230ZM235 104V103H234ZM240 104H243L242 102L240 103ZM239 104V106H241ZM172 104L170 103V106H171ZM175 105V104H174ZM216 105H217V103H216ZM238 105V104H237ZM237 105H235V106H237ZM247 105V104H246ZM249 105H252V104H248V106ZM263 105V104H262ZM72 106H74V105H72ZM124 106V105H123ZM122 106V107H123ZM133 106V105H132ZM135 106V105H134ZM157 106H159L158 105V103H157ZM234 106V105H233ZM239 106H237V107H239ZM243 106V105H242ZM96 107V106H95ZM106 107L107 108H109L107 105H106ZM105 107V108H106ZM166 107V106H165ZM221 107V108H222ZM231 107H232V105H231ZM244 107V106H243ZM243 107H242V110H243ZM260 107V106H259ZM83 108H84V106H83ZM93 108V107H92ZM105 109V110H108V109ZM132 108V107H131ZM130 108V109H131ZM157 108V107H156ZM168 108V107H167ZM166 108V109H167ZM173 108V107H172ZM134 109V108H133ZM136 109V108H135ZM138 109V108H137ZM159 109V108H158ZM166 109H165V111L164 112H166V116H167V114L169 113V110L167 109V111H168V113H167V111H166ZM169 109H171V107L169 108ZM232 109V108H231ZM237 109H239L240 110V107L239 108H237ZM237 109H236V111H237ZM96 110H98V108L96 107ZM104 110V112H106ZM122 110V109H121ZM124 110H126V109H124ZM160 110V109H159ZM218 110V112H219V108L217 109ZM222 110V109H221ZM235 109H233V111H234ZM102 111H103V109H102ZM241 111V110H240ZM239 111V112H240ZM161 112H163V111H161ZM221 112V111H220ZM219 112V113H220ZM231 112V111H230ZM239 112H236V115L239 113ZM96 113V112H95ZM101 113V112H100ZM103 113V112H102ZM114 113V112H113ZM136 113V112H135ZM224 113V112H223ZM227 113H229L228 111H227ZM235 113V112H234ZM241 113H242V111H241ZM137 114V113H136ZM135 114V115H136ZM216 114V113H215ZM225 114V113H224ZM240 114V113H239ZM238 114V115H239ZM81 115V113H77V116L79 117ZM94 115V114H93ZM92 115V116H93ZM109 115V114H108ZM118 115V114H117ZM220 115H222V113L220 114ZM219 115V116H220ZM236 115H235V117H236ZM237 115V116H238ZM87 116V115H86ZM98 116V115H97ZM96 116V117H97ZM110 116V115H109ZM115 117V114L114 115H112L111 116V118L112 117ZM154 116V115H153ZM152 116V117H153ZM163 117H164V115H162ZM162 116H160V117H162ZM213 116L214 115H212V117H211V119L213 118ZM218 116V117H219ZM225 116V115H224ZM227 116V115H226ZM225 116V117H226ZM234 116V115H233ZM240 116V115H239ZM104 117V116H103ZM106 117H107V115H106ZM148 117H149V115H148ZM150 117H151V114H150ZM215 117H217V114H216V116ZM214 117V118H215ZM221 117V116H220ZM219 117V118H220ZM225 117H223L224 119H225ZM90 117H88V119H89ZM119 118V117H118ZM156 118V117H155ZM155 118H152V119H155ZM207 118H208V120H209V117L207 116ZM213 118V119H214ZM222 118V119H223ZM84 119V118H83ZM91 120H92V118H90ZM96 119H98V117L96 118ZM134 119V118H133ZM152 119H151V121H152ZM218 119V118H217ZM221 119V120H222ZM231 120H232V118H230ZM74 120V119H73ZM80 120V119H79ZM99 120V119H98ZM103 120V119H102ZM107 120H108V118H107ZM207 120V119H206ZM207 120V121H208ZM215 120V119H214ZM213 120V121H214ZM220 119H218V121H219ZM225 120H227V119H225ZM229 120V119H228ZM77 121V120H76ZM119 121V120H118ZM156 121V120H155ZM203 121H205V120H203ZM94 122H96V121H94ZM97 122H99V121H97ZM101 122V121H100ZM104 122V121H103ZM116 122V121H115ZM122 122H123V120H122ZM209 122V121H208ZM215 122V125L217 124L216 123V120L214 121ZM222 122H223V120H222ZM222 122L220 123H218L219 124V126H220V124L222 125ZM225 122V121H224ZM227 122V121H226ZM232 122V121H231ZM242 122V121H241ZM54 123V122H53ZM80 123H82L81 122V120H80ZM85 123H87V122H85ZM110 123H111V120H110ZM118 123V122H117ZM157 123V122H156ZM155 123V124H156ZM204 123V122H203ZM205 123H207V122H205ZM78 124V123H77ZM121 124V123H120ZM151 124H153V123H151ZM218 124L216 125V126H218ZM225 124V123H224ZM240 125H241V123H239ZM243 124V123H242ZM74 125V124H73ZM87 125V124H86ZM89 125V124H88ZM96 125H97V123H96ZM103 125V124H102ZM102 125H98V127H101ZM114 125V124H113ZM123 125V124H122ZM158 125H159V123H158ZM200 125V124H199ZM227 125H228V123H227ZM82 126H83V124H82ZM89 126H91V125H89ZM93 126H95V125H93ZM112 125L110 124V127H111ZM115 126V125H114ZM116 126H118V124L116 125ZM124 126V125H123ZM175 126V125H174ZM211 126H212V129H210V131L211 130H213V124H211ZM234 126V125H233ZM65 127V126H64ZM107 127V125L105 126V128ZM125 127V126H124ZM123 127V128H124ZM166 127H168V126H166ZM169 127H171V126H169ZM168 127V128H169ZM200 127V126H199ZM226 127V126H225ZM231 127V126H230ZM263 127V126H262ZM53 128H55V127H53ZM74 128V127H73ZM76 128H77V126H76ZM87 128V127H86ZM112 128V127H111ZM114 128V127H113ZM112 128V129H113ZM146 129H148L149 128V126H148V128L147 127H145ZM145 128L143 129V130H145ZM152 128V127H151ZM153 128H155L156 129V127H153ZM159 129H161L160 127H158ZM158 128H157V130H158ZM164 128V127H163ZM167 128V129H168ZM175 128V127H174ZM203 128H205V125H204V127ZM211 128V127H210ZM220 128H222V126L220 127ZM219 128V129H220ZM235 128V127H234ZM81 129H83V128H81ZM120 129H122V127L120 128ZM169 129H171V128H169ZM172 129H173V127H172ZM215 129V128H214ZM232 129V128H231ZM257 129V128H256ZM58 130V129H57ZM70 130V129H69ZM74 130V129H73ZM77 130V129H76ZM125 130V129H124ZM157 130H155L156 132H157ZM162 131H163V129H161ZM175 129H173V131H174ZM202 130V129H201ZM47 131V130H46ZM62 131V130H61ZM64 131H68V130H64ZM80 131V130H79ZM84 131V130H83ZM91 131V130H90ZM118 131V130H117ZM117 131H115V132H117ZM121 131V130H120ZM148 131H150V130H148ZM166 131V130H165ZM172 131V132H173ZM209 131V130H208ZM208 131H207V133H208ZM221 131V130H220ZM255 131V129L253 130V132ZM72 132V131H71ZM124 132V131H123ZM126 132V131H125ZM124 132V133H125ZM138 132V131H137ZM151 132V131H150ZM160 132V131H159ZM164 132V131H163ZM198 132V131H197ZM199 132H200V130H199ZM222 132H223V130H222ZM226 132V131H225ZM224 132V133H225ZM252 132V131H251ZM252 132V133H253ZM261 132V131H260ZM69 133H70V131H69ZM74 133H76V132H74ZM73 133V134H74ZM78 133V132H77ZM84 133H85V131H84ZM87 133V132H86ZM120 133V132H119ZM118 133V134H119ZM165 133V132H164ZM168 133L170 134L171 132L170 131H168ZM228 133V132H227ZM233 133V132H232ZM251 133V134H252ZM49 134V133H48ZM51 134V133H50ZM88 134V133H87ZM90 134V133H89ZM92 134V133H91ZM117 134V135H118ZM150 134V133H149ZM167 134V133H166ZM174 134V133H173ZM172 134V135H173ZM203 134V133H202ZM201 134V135H202ZM212 134V133H211ZM214 134V133H213ZM212 134V135H213ZM217 134H218V132H217ZM229 134V133H228ZM227 134V135H228ZM250 134V135H251ZM59 135V134H58ZM121 135H122V133H121ZM164 135V134H163ZM195 135H197L196 133H195ZM221 135V134H220ZM246 135V134H245ZM256 135H257V133H256ZM263 135V134H262ZM261 135V136H262ZM50 136V135H49ZM70 136H72V134H70ZM75 136H76V134H75ZM78 136V135H77ZM89 136V135H88ZM91 136V135H90ZM165 136V135H164ZM166 136H169V135H166ZM198 136V135H197ZM205 136V135H204ZM203 136V138H205ZM207 136V135H206ZM209 136H211V135H208L207 137H209ZM216 136H218V135H216ZM233 136H234V134H233ZM259 136V135H258ZM84 137V136H83ZM119 137V136H118ZM145 137H149V136H145ZM191 137H193V136H191ZM191 137L189 138V139H191ZM51 138V137H50ZM54 138V137H53ZM62 138V137H61ZM64 138V137H63ZM78 138V137H77ZM86 138V137H85ZM88 138V137H87ZM122 138V137H121ZM183 138V137H182ZM216 138V137H215ZM226 138V137H225ZM246 138H248L247 140H249V137H246ZM57 139H58V137H57ZM72 139V138H71ZM79 139V138H78ZM81 139V138H80ZM84 139V138H83ZM164 139V138H163ZM197 139V138H196ZM222 139V138H221ZM223 139H224V137H223ZM230 139V138H229ZM228 139V140H229ZM231 139H233V138H231ZM260 139H263L262 137L260 138ZM56 140V139H55ZM63 140H65V139H63ZM86 140V139H85ZM182 140V139H181ZM210 140V139H209ZM218 140V139H217ZM226 140H227V138H226ZM237 140V139H236ZM235 140V141H236ZM246 140V139H245ZM87 141V140H86ZM143 141H144V139H143ZM200 141V140H199ZM199 141H198V143H199ZM231 141H233V140H231ZM66 142V141H65ZM69 142V141H68ZM71 142V141H70ZM126 142H127V140H126ZM141 142V141H140ZM189 142V141H188ZM205 142V141H204ZM209 142V141H208ZM229 142V141H228ZM245 142V141H244ZM257 142V141H256ZM261 142H262V140H261ZM88 143V142H87ZM125 143V142H124ZM123 143V144H124ZM210 143V142H209ZM215 143V142H214ZM230 143H232V142H230ZM249 143V142H248ZM252 143V142H251ZM259 143V142H258ZM60 144V143H59ZM66 144V143H65ZM65 144H63V146H65ZM77 144V143H76ZM123 144H122V146H123ZM129 144V143H128ZM139 144V143H138ZM151 144H152V142H151ZM185 144V143H184ZM213 144V143H212ZM227 144V143H226ZM236 144V143H235ZM70 145V144H69ZM88 145V144H87ZM86 145V146H87ZM121 145V143L119 144V146ZM154 145H155V143H154ZM202 145H203V143H202ZM211 145V144H210ZM209 145V146H210ZM240 145V144H239ZM254 145V144H253ZM80 146V145H79ZM78 146V147H79ZM85 146V147H86ZM122 146H120V147H122ZM138 146H140V145H138ZM156 146V145H155ZM195 146V145H194ZM225 146V145H224ZM227 146V145H226ZM232 146H233V144L231 145V147L230 148H232ZM252 146V145H251ZM250 146V147H251ZM71 147V146H70ZM83 147V146H82ZM120 147H119V149H120ZM141 147V146H140ZM160 147H161V145H160ZM189 147V146H188ZM211 147V146H210ZM209 147V148H210ZM233 147H235V146H233ZM244 147V146H243ZM248 146H246V148H247ZM254 147V146H253ZM255 147H258V146H256V144H255ZM254 147V148H255ZM264 147V146H263ZM153 148H155L154 146H152V148H151V150L150 151H152L153 152ZM190 148L192 149V146H190ZM206 148V147H205ZM208 148V147H207ZM226 148V147H225ZM230 148H229V150H230ZM241 147H239V149H240ZM259 148V147H258ZM71 149V148H70ZM144 149V148H143ZM155 149H157V148H155ZM186 149V148H185ZM189 149V148H188ZM190 149V150H191ZM234 149V148H233ZM248 149V148H247ZM263 149V148H262ZM43 151H45L44 149H42ZM81 150H83L82 148H81ZM145 150V149H144ZM189 150V151H190ZM193 150V149H192ZM197 150V149H196ZM229 150H228V152H229ZM237 150V149H236ZM235 150V151H236ZM240 150H242V149H240ZM256 150V149H255ZM258 150V149H257ZM122 151H124V148H123V150ZM198 151H200L199 149H198ZM202 151H203V149H202ZM225 151V150H224ZM231 151V150H230ZM234 150L233 151H231V152H235ZM52 152V151H51ZM74 152V151H73ZM117 152V151H116ZM126 152V151H125ZM204 152H206V150L204 151ZM203 152V153H204ZM223 152V151H222ZM227 152V153H228ZM230 152V153H231ZM243 152V151H242ZM260 152V151H259ZM262 152H264V150L262 151ZM81 153V152H80ZM156 153V151L155 152H153L151 155H156L155 154ZM169 153V152H168ZM202 153V152H201ZM224 153V152H223ZM229 153V154H230ZM239 153V152H238ZM247 153H248V151H247ZM70 154V153H69ZM76 154V153H75ZM74 154V155H75ZM133 154V153H132ZM183 154V153H182ZM181 154V155H182ZM190 154H193V153H190ZM242 154H244V153H242ZM52 155V154H51ZM61 156H62V154H60ZM79 155V154H78ZM82 155V154H81ZM80 155V156H81ZM84 155V154H83ZM117 154H115V156H116ZM197 155H198V153H197ZM206 154L204 153V157L202 156V155H200V157H199V159H198V162H196V160H195V162H196V164H194L195 166L193 167V169H194V171H193V173H191V175H188V176H190L189 178H188V182H186L185 181V183H187V185L185 186V195H184V193H183V195H184V198H182V200L184 199V211L187 213V215H188V217L190 218V220L192 221V223H193V221L196 223L197 221H203V220H208V221H210V222H213V223H215V224H217V225H219V226H221V228L223 229H227V230H229L236 222H237V220L238 219H240V218H242V217H244V216H248V212H247V208L249 207V200H250V195H248V192H247V187H245V189H242L241 191L239 190V191H237L236 193H234V194H231L230 192V190L228 191L227 190V188L223 185V184H221L220 183V181L218 180V168L217 167H212L211 166V159H210V156L209 155H206ZM236 155V154H235ZM238 155V154H237ZM113 157L114 159L116 158V157ZM121 156V155H120ZM144 156V155H143ZM143 156H141L142 158H143ZM146 156V155H145ZM196 156V155H195ZM202 156V157H201ZM248 156V155H247ZM250 156V155H249ZM81 157H83V156H81ZM118 158H119V156H117ZM122 157V156H121ZM140 156H138L137 158H139ZM157 157V156H156ZM188 157V156H187ZM231 158H232V156H230ZM63 158V157H62ZM69 158V157H68ZM123 158V157H122ZM128 158V157H127ZM133 158V157H132ZM146 158H147V156H146ZM145 158V159H146ZM154 158V157H153ZM180 158V160H181V157H179ZM193 158H195V157H192V159ZM67 159V158H66ZM76 159H79L78 157L76 158ZM117 159V158H116ZM128 159H131V158H128ZM127 159V160H128ZM144 159V158H143ZM228 159H230V158H228ZM238 159H239V155H238ZM261 159V158H260ZM262 159H264V158H262ZM69 160H71V159H69ZM69 160H67V161H69ZM91 160H92V158H91ZM99 160H100V158H99ZM120 161L122 160L121 158L119 159ZM118 159L117 160H115V161H119ZM132 160V159H131ZM179 160V161H180ZM185 160V159H184ZM189 160V159H188ZM234 160V159H233ZM241 160V159H240ZM239 160V162H241ZM245 160V159H244ZM80 161H82V159L80 160ZM124 161V160H123ZM138 161V160H137ZM135 162V163H137L138 164V162ZM183 161V160H182ZM189 161H191V160H189ZM188 161V162H189ZM193 161H194V159H193ZM228 161V160H227ZM232 161V160H231ZM250 161H252L251 159H250ZM264 161V160H263ZM73 162V161H72ZM84 162V161H83ZM86 162V161H85ZM129 162V161H128ZM133 162H134V160H133ZM153 162V161H152ZM158 162V161H157ZM181 162V161H180ZM184 162H186V161H184ZM192 162V161H191ZM228 162H230V160L228 161ZM233 162V161H232ZM235 162V161H234ZM245 162H248V160L247 161H245ZM261 162V161H260ZM52 163V162H51ZM56 163V162H55ZM54 163V164H55ZM88 163H91L92 164V162H88ZM93 163H95V162H93ZM121 163V162H120ZM126 163V162H125ZM237 163V162H236ZM243 164H244V162H242ZM58 164V163H57ZM129 164V163H128ZM131 164V163H130ZM146 164H147V162H146ZM152 164H154V163H152ZM162 164V163H161ZM180 164V163H179ZM182 164V163H181ZM187 164V163H186ZM191 164V163H190ZM189 164V165H190ZM193 164V163H192ZM228 164V163H227ZM229 164H232V163H229ZM228 164V165H229ZM238 164V163H237ZM241 164V163H240ZM246 164V163H245ZM248 164V163H247ZM75 165V164H74ZM83 165V164H82ZM133 165V164H132ZM139 165H141V164H139ZM138 165V167H140ZM157 165V164H156ZM156 165H155V167H156ZM188 165V164H187ZM225 165V164H224ZM224 165H223V167H224ZM235 165V164H234ZM233 165V166H234ZM254 165H255V163H254ZM79 166H81V165H79ZM79 166H77V167H79ZM92 166H94V165H92ZM118 167H119V165H117ZM135 166V165H134ZM133 166V167H134ZM158 166V165H157ZM180 166H182V165H180ZM191 166V165H190ZM190 166H188V167H190ZM227 166V165H226ZM233 166H231V167H233ZM238 166V165H237ZM245 166V165H244ZM247 166V165H246ZM245 166V167H246ZM250 166V165H249ZM99 167V166H98ZM136 167V166H135ZM144 167H146L145 165H144ZM179 167V166H178ZM259 167H261V166H259ZM128 168H130L129 166H128ZM143 168V167H142ZM142 168L140 169V168H137L136 167V169H137V171H136V173L138 172V169H140V170H142ZM191 168V167H190ZM237 168V167H236ZM235 168V169H236ZM239 168H240V166H239ZM250 168V167H249ZM253 168V167H252ZM255 168V167H254ZM262 168H264V167H262ZM37 169H40L41 170V173H35V170H36V172H37ZM71 169V168H70ZM84 169V168H83ZM126 169V168H125ZM124 169V170H125ZM185 170H186V168H184ZM226 169H227V167H226ZM74 170V169H73ZM145 170V169H144ZM154 171H155V169H153ZM180 170V169H179ZM181 170H182V167H181ZM188 170V169H187ZM190 170H192V169H189V172H190ZM229 170V169H228ZM238 170V169H237ZM254 170H256V169H254ZM260 170H262V169H260ZM67 171V170H66ZM91 171H92V169H91ZM93 171H96V170H93ZM101 171V170H100ZM123 171V170H122ZM128 171H130V170H128ZM132 171V170H131ZM233 171H235V170H233ZM250 171V170H249ZM259 171V170H258ZM68 172H69V170H68ZM74 172H75V170H74ZM78 172V171H77ZM133 172H135V170H133ZM140 172V174H141V171H139ZM143 172V171H142ZM181 172V171H180ZM180 172H179V174H180ZM192 172V171H191ZM227 172V171H226ZM241 172H243V171H241ZM245 172H247V170L245 171ZM251 172V171H250ZM255 172V171H254ZM52 173V172H51ZM56 173H58V172H56ZM71 173V172H70ZM83 173H85L86 174V171L85 172H83ZM90 173V172H89ZM96 173V172H95ZM129 173V172H128ZM131 173V172H130ZM136 173L134 174V175H136ZM224 173V172H223ZM236 173V172H235ZM234 173V174H235ZM251 173H253V172H251ZM259 173V172H258ZM67 174V173H66ZM133 174V173H132ZM148 173H146V175H147ZM262 174V173H261ZM260 174V175H261ZM75 175H77V174H75ZM79 175V174H78ZM92 175V174H91ZM141 175H143V174H141ZM146 175H144V176H146ZM185 175H186V173H185ZM246 175V174H245ZM253 175V174H252ZM73 176H74V174H73ZM83 176H84V174H83ZM82 176V177H83ZM129 176V175H128ZM139 176V175H138ZM231 176V175H230ZM237 176V175H236ZM243 176V175H242ZM241 176V177H242ZM254 176V175H253ZM253 176H250V178L251 177H253ZM262 176V175H261ZM56 177H57V175H56ZM62 177H63V175H62ZM76 177V176H75ZM91 177V176H90ZM89 177V178H90ZM117 177V176H116ZM120 177V176H119ZM137 177V176H136ZM140 177V176H139ZM149 177V176H148ZM151 178L152 177H154V176H152V174H151V176H150ZM156 177V176H155ZM154 177V178H155ZM183 177H184V175H183ZM235 177V176H234ZM249 177V176H248ZM263 177H264V174H263ZM80 178H81V176H80ZM93 178V177H92ZM114 178V177H113ZM134 178V177H133ZM151 178H148V179H146V177H145V179H146V181L148 180H150ZM153 178V179H154ZM186 178V179H187ZM231 178V177H230ZM244 178H245V176H244ZM244 178H242V179H244ZM247 178V177H246ZM261 178V177H260ZM121 179H122V177H121ZM124 179V178H123ZM122 179V180H123ZM126 179V178H125ZM129 179L130 178H127L126 179V181L128 180L129 181ZM143 179H144V177H143ZM180 179V178H179ZM178 179V180H179ZM232 179V178H231ZM236 179H238V178H236ZM60 180V179H59ZM64 180H66V179H64ZM70 180V179H69ZM67 181V182H69L70 183V181ZM79 180V179H78ZM110 180V179H109ZM121 180V181H122ZM133 180H135V179H133ZM141 180V179H140ZM233 180V179H232ZM239 180V179H238ZM251 180V179H250ZM260 179H258V181H259ZM81 181V180H80ZM83 181V180H82ZM115 181V180H114ZM120 181V182H121ZM142 181V180H141ZM150 181H152V179L150 180ZM153 181H156V180H153ZM184 181V180H183ZM233 181H235V180H233ZM246 181V180H245ZM244 180H243V182H245ZM253 181V180H252ZM251 181V182H252ZM262 181V180H261ZM51 182V181H50ZM61 181H59V183H60ZM64 182V181H63ZM110 182V181H109ZM111 182H112V180H111ZM118 181L116 180V183H117ZM120 182H118V183H120ZM227 182V181H226ZM242 182V183H243ZM260 182V181H259ZM57 183V182H56ZM65 183V182H64ZM117 183V184H118ZM129 183H130V181H129ZM139 183V182H138ZM137 183V184H138ZM143 183V182H142ZM141 183V184H142ZM156 183H157V181H156ZM177 183V182H176ZM231 183H233L232 181H231ZM61 184V183H60ZM66 184V183H65ZM68 184V183H67ZM86 184H90V183H85V185ZM126 184V183H125ZM146 184V183H145ZM155 184V183H154ZM175 184V183H174ZM236 184V183H235ZM249 184H250V181H249ZM261 184V183H260ZM259 184V185H260ZM263 184V183H262ZM81 185V184H80ZM110 185V184H109ZM131 185H133V184H130V186ZM138 185H140V184H138ZM143 186H144V184H142ZM148 185H152L151 184V182H150V184L148 183ZM148 185H147V187H148ZM158 185V184H157ZM175 185H177V184H175ZM242 185V184H241ZM251 185V184H250ZM258 185V184H257ZM256 185V186H257ZM264 185V184H263ZM90 186V185H89ZM97 187H98V185H96ZM108 186V185H107ZM123 186V185H122ZM172 186H174V185H172ZM100 187V186H99ZM110 187V186H109ZM124 187H125V185H124ZM129 187V186H128ZM139 187V186H138ZM164 187V186H163ZM175 187V189H177L176 191H179L180 189H178V187H179V185H177V186H174ZM174 187H172V188H174ZM238 187V186H237ZM240 187V186H239ZM238 187V188H239ZM264 186H262V189H264L263 188ZM86 188V187H85ZM89 188V187H88ZM102 188H104V187H102ZM126 188V187H125ZM130 188V187H129ZM128 188V189H129ZM132 188H134V187H132ZM149 188H151L152 189V187H149ZM148 188V189H149ZM169 188V187H168ZM248 188H250V187H248ZM261 188V187H260ZM57 189V190H58ZM75 190H76V188H74ZM127 189V188H126ZM136 189V188H135ZM140 189H141V191L143 190V188H141V186H140ZM146 188H145V186H144V190H145ZM150 189V190H151ZM157 189V188H156ZM171 189V188H170ZM251 189V188H250ZM253 189V188H252ZM256 189V188H255ZM130 190V189H129ZM143 190V191H144ZM165 190V189H164ZM172 190V189H171ZM74 191V190H73ZM81 191H83V190H81ZM85 191V190H84ZM131 191V190H130ZM129 191V192H130ZM133 191H134V189H133ZM141 191H140V193H141ZM142 191V192H143ZM153 191H155V190H153ZM174 191V190H173ZM172 191V192H173ZM248 191H249V189H248ZM76 192H77V190H76ZM90 192V191H89ZM135 193L134 194H136L137 192H138V190H137V192L136 191H134ZM147 192H149L148 190H147ZM158 192V191H157ZM159 192L161 193L162 191H160L159 190ZM165 192V191H164ZM171 192V191H170ZM73 193H75V192H73ZM83 193V192H82ZM104 193V192H103ZM106 193V192H105ZM155 193V192H154ZM178 193H180L181 194V190H180V192H178ZM259 193H260V191H259ZM77 194V193H76ZM75 194V195H76ZM130 194H132L131 192H130ZM133 194V195H134ZM143 194V193H142ZM149 194H150V192H149ZM153 194V193H152ZM163 194V193H162ZM165 194V193H164ZM167 195V197H168V193H166ZM172 194H174V193H172ZM177 194V193H176ZM256 194V193H255ZM75 195L73 194V197H75ZM147 195H148V193H147ZM54 196V195H53ZM78 196V195H77ZM94 196V195H93ZM243 196H245V197H243ZM258 196V195H257ZM109 197V196H108ZM134 197V196H133ZM172 197H173V195H172ZM181 197V196H180ZM76 198V197H75ZM78 198V199H77ZM76 199L77 200H79V197H77ZM83 198V197H82ZM113 198V197H112ZM153 198V197H152ZM155 198H156V195H155ZM164 198V197H163ZM174 198V197H173ZM76 199H74L75 201H76ZM81 199V198H80ZM165 199V198H164ZM253 199V198H252ZM92 200V199H91ZM111 200V199H110ZM136 200V199H135ZM182 200H181V202L180 203H182ZM255 200V199H254ZM253 200V201H254ZM81 201V200H80ZM173 201H174V199H173ZM79 202V201H78ZM167 202V201H166ZM165 202V204H164V206L167 204ZM178 202V201H177ZM256 202V201H255ZM258 202V201H257ZM43 203V202H42ZM164 203V202H163ZM172 203V202H171ZM176 203V202H175ZM174 203V204H175ZM119 204V203H118ZM170 204V203H169ZM253 204V203H252ZM256 204V203H255ZM260 204V203H259ZM42 205V204H41ZM40 205V206H41ZM76 205V204H75ZM79 205V204H78ZM77 205V206H78ZM81 205V204H80ZM79 205V206H80ZM100 205H102V207L104 206L103 204H100ZM150 205V204H149ZM159 205V204H158ZM254 205V204H253ZM257 205V204H256ZM45 206V205H44ZM76 206V207H77ZM96 206V205H95ZM115 206V205H114ZM146 206H148L147 204H146ZM162 206V205H161ZM182 206V205H181ZM180 206V207H181ZM85 207H87L86 205H85ZM148 207H151V206H148ZM163 207V206H162ZM169 207V209H170V206H168ZM167 207V208H168ZM254 207V206H253ZM80 208H82V210L84 209V207L82 206H80ZM104 208V207H103ZM110 208V207H109ZM112 208V207H111ZM110 208V209H111ZM155 208V207H154ZM161 208V207H160ZM164 208V207H163ZM163 208H162V211H163ZM178 208H179V206H178ZM255 208V207H254ZM45 209V208H44ZM117 209V208H116ZM115 209V210H116ZM147 209V208H146ZM156 209V208H155ZM171 209L173 210V208L171 207ZM181 209V208H180ZM180 209H178V210H180ZM250 209V208H249ZM36 210V209H35ZM82 210H81V212H82ZM112 210V209H111ZM152 210H153V208H152ZM159 210V209H158ZM171 210V211H172ZM177 210V211H178ZM119 211V210H118ZM126 211V210H125ZM160 211V210H159ZM257 211V210H256ZM117 212V211H116ZM119 212H121V211H119ZM184 212V213H185ZM250 212V211H249ZM263 212V211H262ZM30 213V212H29ZM79 213V212H78ZM99 213H100V211H99ZM173 213H175L176 214V211L174 212V210H173ZM255 213V212H254ZM259 213H261V211L259 212ZM110 214V213H109ZM175 214H174V216H175ZM252 214V213H251ZM81 215V214H80ZM135 215V214H134ZM99 216V215H98ZM106 216V215H105ZM109 216V215H108ZM108 216H107V219H109L108 218ZM257 216H262V215H257ZM85 217V216H84ZM136 217H138V216H136ZM158 217V216H157ZM168 217V216H167ZM186 217V216H185ZM250 217V216H249ZM95 218V217H94ZM152 218V217H151ZM150 218V219H151ZM255 218V217H254ZM84 219V218H83ZM98 218H96V220H97ZM103 219V218H102ZM167 219V218H166ZM171 219H172V217H171ZM186 219V218H185ZM244 219V218H243ZM243 219H241V220H243ZM262 219V218H261ZM48 220V219H47ZM81 220V219H80ZM101 220V219H100ZM111 220V219H110ZM140 220V219H139ZM157 220V219H156ZM188 220V219H187ZM245 220V219H244ZM247 220H248V218H247ZM256 220H258V219H256ZM256 220H255V222H256ZM42 221V220H41ZM44 221V220H43ZM94 221V220H93ZM104 221V220H103ZM108 221V220H107ZM106 221V222H107ZM155 221V220H154ZM167 221V220H166ZM189 221V220H188ZM207 221V222H208ZM262 221V220H261ZM98 222V221H97ZM102 222V221H101ZM135 222V221H134ZM133 222V223H134ZM146 222H149L148 220H146ZM151 222V221H150ZM168 222V221H167ZM167 222H165V223H167ZM171 222L173 223V220H171ZM171 222H170V224H171ZM186 222V221H185ZM199 222H198V225H199ZM245 222V221H244ZM253 222H254V220H253ZM258 223H259V220L257 221ZM256 222V223H257ZM49 223H50V221H49ZM144 223V222H143ZM153 223H155V222H153ZM152 223V224H153ZM164 223V224H165ZM175 223H177V222H175ZM188 223V222H187ZM205 223V222H204ZM203 223V224H204ZM252 223V222H251ZM255 223V224H256ZM257 223V224H258ZM262 223V222H261ZM47 224V223H46ZM51 224V223H50ZM99 224V223H98ZM105 224V223H104ZM136 224H139L138 222H136ZM146 224V223H145ZM206 224V223H205ZM214 224V225H215ZM257 224H256V226H257ZM260 224V223H259ZM43 225V224H42ZM91 225V226H90ZM101 225V224H100ZM132 225V224H131ZM147 225H148V223H147ZM188 225V224H187ZM194 225V224H193ZM201 225V224H200ZM211 225V224H210ZM245 225V224H244ZM46 226V225H45ZM117 226V225H116ZM124 226V225H123ZM122 225H121V227H123ZM139 226H141V225H139ZM146 226V225H145ZM171 226H172V224H171ZM183 226L184 225H182L181 226V228L182 229H184L183 228ZM186 226V225H185ZM204 227H206L205 225H203ZM236 226H237V224H236ZM246 226V225H245ZM250 226V225H249ZM255 226V225H254ZM99 227H103V226H99ZM125 227V226H124ZM130 227V226H129ZM159 227V226H158ZM169 227V226H168ZM175 228V226H172V228ZM177 227V226H176ZM179 227V226H178ZM213 227V226H212ZM215 227V226H214ZM234 227V226H233ZM238 227V226H237ZM244 227V226H243ZM143 228H144V226H143ZM151 228V227H150ZM170 228V227H169ZM180 228V229H181ZM203 228V227H202ZM207 228H208V226H207ZM207 228H205V229H207ZM246 228H247V226H246ZM253 228V227H252ZM262 228V227H261ZM41 229V228H40ZM51 229H52V227H51ZM50 229V230H51ZM99 231H98V230ZM158 229V228H157ZM178 229V228H177ZM181 229V230H182ZM214 229V228H213ZM218 229V228H217ZM235 229V228H234ZM239 229V228H238ZM258 231V229L257 228H254V231H256V230ZM42 230H43V228H42ZM121 230H122V228H121ZM126 230V229H125ZM136 230V229H135ZM138 230H139V228H138ZM174 230H176V229H174ZM208 230H210L209 228H208ZM208 230H207V232H208ZM220 230V229H219ZM41 231V230H40ZM120 231V230H119ZM142 231V230H141ZM144 231V230H143ZM154 231V230H153ZM157 231V230H156ZM170 231V230H169ZM213 231V230H212ZM244 231H246V230H244ZM243 231V233H245ZM116 232V231H115ZM167 232H168V230H167ZM171 232V231H170ZM169 232V233H170ZM184 232V231H183ZM206 232V233H207ZM216 232V231H215ZM214 232V233H215ZM227 232V231H226ZM247 232H249L248 230H247ZM253 231H251V233H252ZM43 234H44V232H42ZM121 233V231L119 232V234ZM134 233H135V231H134ZM139 233V232H138ZM144 233V232H143ZM146 233V232H145ZM144 233V234H145ZM160 233V232H159ZM237 233H239V232H237ZM264 233V232H263ZM50 234H51V232H50ZM53 234V233H52ZM117 234V233H116ZM122 234V233H121ZM136 234V233H135ZM134 234V235H135ZM144 234H143V236H144ZM181 234V233H180ZM216 234V233H215ZM219 234H221V233H219ZM240 235H242L241 233H239ZM246 234H248V233H246ZM259 234V233H258ZM45 236H46V233L44 234ZM118 235V234H117ZM117 235H115V236H117ZM130 234H128V236H129ZM150 235V234H149ZM153 235V234H152ZM155 235V234H154ZM160 235H161V233H160ZM165 235V234H164ZM174 235H176L175 233H174ZM174 235H173V237H174ZM193 235H194V231H193V227L191 226V224L189 225V227H188V229L185 231V233H184V241L182 242L183 244H182V246H183V248L180 250V255H181V260H182V263L181 264H190L191 263V257H192V254H191V251H190V249H187V247L189 246V241H191V239L193 238ZM217 235V234H216ZM223 235H224V232H223ZM236 234H234L232 237H234ZM249 235H250V233H249ZM252 235V234H251ZM120 235H118V237H119ZM127 236V237H128ZM138 236V235H137ZM166 236V235H165ZM51 237H52V235H51ZM139 237H140V235H139ZM167 237V236H166ZM227 237V236H226ZM225 237V238H226ZM244 238L246 237V236H243ZM242 237V238H243ZM251 237H254L253 235L251 236ZM46 238V237H45ZM44 238V239H45ZM64 238V237H63ZM68 238V237H67ZM135 238V237H134ZM142 238H144V237H142ZM149 239H150V237H148ZM153 238V237H152ZM224 238V237H223ZM222 238V239H223ZM243 238V239H244ZM54 239V238H53ZM146 239H147V237H146ZM229 239V238H228ZM228 239H226V240H228ZM249 239V238H248ZM263 239H264V237H263ZM55 240V239H54ZM65 240V239H64ZM117 240V239H116ZM144 240V239H143ZM148 240V239H147ZM155 239L153 238V241H154ZM173 240V239H172ZM171 240V241H172ZM177 240V239H176ZM245 240H246V238H245ZM254 240V239H253ZM117 241H119V240H117ZM126 241V240H125ZM135 241H139V240H136V238H135ZM140 241H141V239H140ZM149 241H151V240H149ZM205 241V240H204ZM233 241V240H232ZM258 241V240H257ZM38 242V241H37ZM56 242H58V241H56ZM61 242V241H60ZM176 242V241H175ZM213 242V241H212ZM221 242V241H220ZM227 242V241H226ZM231 242V241H230ZM236 242V241H235ZM240 242V241H239ZM249 241H247V243H248ZM43 243V242H42ZM52 243V242H51ZM65 243H67L66 241H65ZM99 243V242H98ZM131 243H133V242H131ZM141 243V242H140ZM140 243H138L139 245H140ZM146 242H143V244H145ZM177 243V242H176ZM175 243V244H176ZM179 243V242H178ZM177 243V244H178ZM217 242H215V244H216ZM68 244V243H67ZM121 243H119V246L121 247V245H120ZM123 244H124V241H123ZM134 244H137L136 242L134 243ZM133 244V245H134ZM151 244V243H150ZM214 244V243H213ZM224 244V243H223ZM227 244L228 243H226V246H227ZM245 244V243H244ZM254 244V243H253ZM60 245V244H59ZM62 245V244H61ZM132 245V244H131ZM131 245H130V247H131ZM146 246H148L147 244H145ZM217 245V244H216ZM215 245V246H216ZM250 245V244H249ZM249 245H248V247H249ZM252 245V244H251ZM261 245V244H260ZM33 246H34V244H33ZM53 246H55V245H53ZM65 246V245H64ZM104 246H103V248H104ZM138 246V245H137ZM151 246V245H150ZM154 246H156V245H154ZM158 246H159V244H158ZM161 246H162V244H161ZM202 246V245H201ZM204 246V245H203ZM210 246V245H209ZM232 246V245H231ZM41 247V246H40ZM119 247V248H120ZM143 247V246H142ZM142 247H140V248H142ZM214 247V246H213ZM217 247V246H216ZM215 247V248H216ZM225 247V246H224ZM241 247V246H240ZM259 247V246H258ZM49 248V247H48ZM147 248V247H146ZM173 248H174V246H173ZM206 248H208V246H206ZM250 248V247H249ZM86 249V248H85ZM138 249V248H137ZM164 249V248H163ZM168 250H169V248H167ZM224 249V248H223ZM232 249V248H231ZM230 249V250H231ZM45 250V249H44ZM92 250V249H91ZM134 250V249H133ZM132 250V251H133ZM136 250V249H135ZM144 250V249H143ZM146 250V249H145ZM150 250H152L151 248H150ZM150 250H148V251H150ZM155 250V249H154ZM168 250H166V252L168 251ZM213 250V249H212ZM217 250H218V247H217ZM216 250V251H217ZM229 250V249H228ZM246 250V249H245ZM250 250H251V248H250ZM256 250V249H255ZM263 250V249H262ZM48 251H50V250H48ZM52 251V250H51ZM104 251V250H103ZM130 251V250H129ZM137 251V250H136ZM140 251H142V250H140ZM140 251H138V252H140ZM155 251H158V250H155ZM159 251H160V249H159ZM86 252V251H85ZM112 252V251H111ZM123 252V251H122ZM131 252V251H130ZM129 252V253H130ZM137 252V253H138ZM162 252H164V251H162ZM165 252V253H166ZM172 252V251H171ZM206 252H208V250L206 251ZM252 252V251H251ZM255 252V251H254ZM258 252V251H257ZM256 252V253H257ZM261 252H263V251H261ZM47 253V252H46ZM117 253V252H116ZM125 253H127V252H125ZM125 253H124V255H125ZM136 253V252H135ZM134 253V254H135ZM211 253H212V251H211ZM228 253V252H227ZM233 253V252H232ZM242 253H243V251H242ZM253 253V252H252ZM94 254V253H93ZM104 254H105V256H106V254H108V253H106V252H104ZM109 254H111L110 252H109ZM118 254H119V252H118ZM133 254V255H134ZM143 254V253H142ZM146 254H148L147 252H146ZM153 254V253H152ZM163 254V253H162ZM171 254V253H170ZM224 254V253H223ZM245 255H246V253H244ZM243 254V255H244ZM96 255H97V253H96ZM100 255V254H99ZM98 255V256H99ZM131 255V254H130ZM136 255H139V254H136ZM141 255V254H140ZM143 255H145V252H144V254ZM143 255H141V256H143ZM166 255V254H165ZM203 255V254H202ZM201 255V256H202ZM239 255V254H238ZM248 255V254H247ZM43 256V255H42ZM118 256V255H117ZM148 256V255H147ZM153 257H154V255H152ZM167 256V255H166ZM215 256H217L216 255V253H215ZM225 256V255H224ZM227 256V255H226ZM230 255H228L227 257H229ZM231 256H233V255H231ZM235 256V255H234ZM251 256H253V255H251ZM107 257H109V255L107 256ZM120 257V256H119ZM121 257H123V255H121ZM136 257H138V256H136ZM219 257V256H218ZM217 257V258H218ZM243 257H245V256H243ZM43 258V257H42ZM48 258V257H47ZM113 258V257H112ZM143 258H145V257H143ZM143 258L141 259V261H145V259L143 260ZM160 258V257H159ZM164 258V257H163ZM166 258V257H165ZM168 258V257H167ZM166 258V259H167ZM205 258V257H204ZM233 258V257H232ZM235 258V257H234ZM233 258V259H234ZM241 258V257H240ZM239 258V259H240ZM252 258V257H251ZM250 258V259H251ZM255 258V257H254ZM41 259V258H40ZM88 259V258H87ZM107 259V258H106ZM108 259H110V257L108 258ZM129 259V258H128ZM137 258H135V260H136ZM170 259V258H169ZM176 259V258H175ZM193 259H195V258H193ZM219 259H220V257H219ZM222 259V258H221ZM220 259V260H221ZM229 259V258H228ZM247 259V258H246ZM48 260V259H47ZM112 260V259H111ZM164 260V259H163ZM162 260V261H163ZM217 260V259H216ZM227 260V259H226ZM104 261V260H103ZM123 261H124V257H123ZM126 261H127V259H126ZM130 261V260H129ZM129 261L127 262L128 264H129ZM147 261V260H146ZM167 261V260H166ZM225 261V260H224ZM230 261V260H229ZM237 261V260H236ZM243 261H246L245 259H243ZM256 261V260H255ZM88 262V261H87ZM90 262V261H89ZM94 262V261H93ZM120 262V261H119ZM119 262L117 263L116 262V264H119ZM157 262V261H156ZM155 262V263H156ZM168 262V261H167ZM169 262H170V260H169ZM178 262V261H177ZM223 262V261H222ZM235 262V261H234ZM233 262V263H234ZM247 262V261H246ZM248 262H249V260H248ZM259 262L260 261H258V264H259ZM96 263V262H95ZM123 263V262H122ZM125 263V262H124ZM218 263H219V261H218ZM232 263V264H233ZM236 263V262H235ZM242 263H244V262H242ZM255 263V262H254ZM264 263V262H263ZM198 264V263H197ZM223 264V263H222ZM238 264V263H237ZM241 264V263H240ZM247 264V263H246ZM250 264H253V263H250ZM256 264V263H255Z\"/></svg>",
	"mask_w": 264,
	"mask_h": 264
},
{
	"label": "crops",
	"instance_id": "0c3cea01",
	"mask_svg": "<svg viewBox=\"0 0 264 264\" xmlns=\"http://www.w3.org/2000/svg\"><path fill=\"white\" fill-rule=\"evenodd\" d=\"M161 1L165 2L164 6L163 5L160 6L159 3ZM175 2H176V0H119L118 3L114 7L117 18L110 20L109 22H106L105 25L103 24L105 26V28L108 26H109V28H106L105 30H103L104 27H103V25H101L100 28L97 27L96 29H94L92 31L91 30H89V31H71L74 34L70 33L72 35L64 36L63 38H65V39H64V41L62 40V42H61V44H59V46L47 47L44 51V53H45L44 59H55V60L61 61L63 63H68V62L70 63V61H72V59L75 57H77L80 60V62H79L80 64H79L78 69L72 75L73 78L71 77V79H73V81H74L75 77L77 78V81H80L79 78L81 77V79H82V77H84V74L86 73V71H88L90 69H107V70L116 72V74L114 73V76L112 78L108 79L106 81V83H104V85H103V91L104 92L110 90L111 93L113 94V96H115L114 100H116V103H117L115 105V110L113 111L115 114L113 124L115 126L108 121L107 122L106 121L94 122L90 126L89 129L85 130V133L83 130L78 131V133H76L78 135L77 137L79 139L76 137L75 143L79 144L80 145L79 147L77 145L73 146L72 145L73 143L70 141L68 142V140H66L65 137H64L65 140H61L60 142L55 143V145L50 146V143L49 142L46 143L44 140L45 135L49 133L50 123H48L45 126L44 134H43L44 136L42 138V141L40 142V150L41 151L44 148L53 149L54 151L55 150L65 151V153H66V151H70L73 148L74 149H81L82 148L84 150V151H81V153L78 152L76 154V157H78L79 159H78V162H76L75 167H74L75 171L76 170L81 171V172L86 171V174L84 173V176H83V174H80V176H81L80 180L81 181L79 182V184H77V182H76V184L75 183L69 184L68 186L66 184L58 185L59 181H60L59 179L61 177H59V178L56 177V178L52 179L50 177V175L47 173L43 175L44 176L43 177L44 183L47 184L48 186L51 185V186H57V187L62 186L63 187L62 191H61V189L57 188L58 190L56 189V192L50 193L49 198H48L49 200L55 199V197L57 196V193H61V192L67 193V195L69 196L70 205H69V208H67V210H68V214L70 216V219L72 220V224L74 225L72 227L74 230L77 229V227H75L76 224L86 226L90 222H96L97 223L96 218H97L99 211L101 212L99 207L101 206L100 204H102V200L104 197L103 193H102L103 192L102 187H108L110 185H113L117 180L115 177L116 176L115 174H116V169L118 168L117 165H119V161H115V160H117V159L119 160V158L117 156H119V157L122 156L123 157L122 159H124V161L127 162V157L130 156L128 151H131L134 148L133 147L134 146V132H133V129L131 126V121L129 120L130 115L127 113V105H126L127 90L129 89V91H130V96H131L130 100L131 101L140 99V101L142 103H144V105H148L151 103V101H153V99L157 93V87L159 86V84H161L164 79H166V78H167L166 80L169 79V77L171 76V73H172L171 70H173V68H174V66H173L174 60L170 64L169 63L163 64V66H162V77L160 78L161 79L160 82H158L156 84L145 85L144 81L147 80L148 68L145 67V64H143L144 62L141 61V56L143 55V53H145L147 51V49L142 44L143 34L141 36V33H142L143 27L145 25H147L149 19H151L153 17L155 18V13H156L157 9L161 11L160 14L157 15V20L159 21L161 28H163L166 24H168L172 20L180 18V25H178L173 30L171 29L173 36H174V32L176 30H181L183 26L190 27L193 29V31H195L199 26L198 23H200V19H198L197 15L194 14L195 11L193 10V8L184 7V6H180L179 8H177ZM125 10H127V12H125ZM152 10H153V12H152ZM118 15H119V17H118ZM121 15L123 18H120ZM142 15L144 17H142ZM121 19L124 23L122 21H120ZM141 20H143V21H141ZM129 25H130V27H129ZM125 27H126V29H125ZM139 32H141V33H139ZM132 38L133 39L135 38V39L132 40ZM137 38H139V39H137ZM178 40H180V39H178ZM116 42H118V43L116 44ZM166 51L167 50H166L165 45L164 44L161 45L160 46V54H165ZM169 51H171V50H169ZM97 53L104 54L106 56V58L100 59L98 57H94V55ZM133 54H134V56H133ZM173 57H174V55H173ZM118 71H119V73H118ZM127 71H131V72L134 71L133 75L136 74L137 83L135 84L134 87L132 86V83H131L132 77L130 79H128ZM165 73H166V75L164 76ZM168 74H170V76H168ZM62 85L60 84V86L57 87V93L58 94H59L60 87ZM146 86L148 87L149 90L144 88ZM124 109H126V110H124ZM122 120H123V122H122ZM96 123H97V125H96ZM110 124L112 125L111 126L112 128L114 127L113 129L110 127ZM117 124H118V126H116ZM93 125H95V126H93ZM98 125H102V126L98 127ZM106 125H107V127L105 128ZM121 127H122V129H120ZM115 131H117V132H115ZM123 131L124 132L126 131V132L124 133ZM65 133L66 132L64 131L63 134H65ZM121 133H122V135H121ZM126 140H127V142H126ZM120 143H121L120 146H122V144L124 143L122 147L119 146ZM44 144H46V145H44ZM63 144H65V146H63ZM119 147H120V149H119ZM123 148H124V151H122ZM115 154H117V155L115 156ZM47 155L49 156V159L47 161V164L44 166V169H46V170H47L48 165H50L51 159H53L56 154L55 153H49ZM80 155L83 157H81ZM114 156L117 159L116 158L114 159L113 158ZM91 158H92V160H91ZM99 158H100V160H99ZM81 159H82V161H80ZM89 161L92 162V164L88 163ZM93 162H95V163H93ZM79 165H81V166H79ZM92 165H94V166H92ZM77 166H79V167H77ZM91 169H92V171H91ZM93 170H96V171H93ZM70 178L72 181L74 180L73 174L70 175ZM111 180H112V182H111ZM65 182H67V181L65 180ZM85 183H90V184L85 185ZM96 185H98V187ZM74 188H76L77 192ZM81 190H83V191H81ZM73 192H75V193H73ZM73 194L74 195L76 194L75 197H78L77 195L84 197V199L87 200V202L85 204L87 207L83 206L84 209L82 210V208H80V206H77L78 205L77 200L76 201L74 200L76 198L73 197ZM42 202L38 205V207H33V206L27 207L26 211H24V214L25 215H38L37 226L40 227V225H42V224L44 225L46 235H47V236H45L46 238L44 237L45 239L44 238L38 239V237H33L31 234L30 240L32 243H31L30 247H32L31 248L32 250L37 249V246H36L37 244H38V246L44 245L46 247H49V248H47L48 250H50L49 254L47 256L48 258L47 257H46V259L42 258L41 251L39 250L40 253H39L37 262H34V259L30 254L23 253L20 256L22 258L21 260H19L20 262L17 263L15 261V264H47V263L51 262V260L53 259V257L56 254H59L63 250H66L72 244V238L71 237L63 236L64 238L63 237L60 238V237H57L55 235V231L57 230V228H56V223H55L53 217L52 216L45 217V215L47 214V212L45 211L46 207H50L51 205H46L47 204L46 202H44V201H42ZM81 210H82V212H81ZM49 221L51 224L49 223ZM51 227H52V229H51ZM50 232H51V234H50ZM51 235H52V237H51ZM56 241H58V242H56ZM65 241L68 244L65 243ZM87 243H90V244H88L89 246H87V244H85L84 249H83V251L84 250L86 251V252L84 251V253H85V257H84L85 264L90 263L89 261H91V258H92V254L90 253L91 249H92L91 246L95 244L94 240L93 241L91 240ZM33 244H34V246H33ZM53 245H55V246H53Z\"/></svg>",
	"mask_w": 264,
	"mask_h": 264
}]
</instances>
